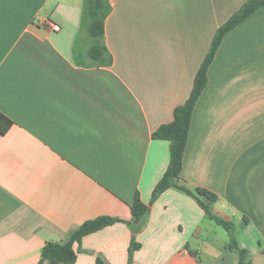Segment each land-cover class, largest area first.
<instances>
[{"label":"crops","instance_id":"1","mask_svg":"<svg viewBox=\"0 0 264 264\" xmlns=\"http://www.w3.org/2000/svg\"><path fill=\"white\" fill-rule=\"evenodd\" d=\"M246 1L111 0L113 62L99 65L87 56L85 0H0V111L13 120L0 133V264H40L48 242L99 216L121 221L75 243L70 264H129L137 192L151 210L132 264H238L195 197L171 187L151 203L170 163V141L153 133ZM180 182L216 193L214 211L234 223L251 264H264V6L218 48Z\"/></svg>","mask_w":264,"mask_h":264},{"label":"trees","instance_id":"2","mask_svg":"<svg viewBox=\"0 0 264 264\" xmlns=\"http://www.w3.org/2000/svg\"><path fill=\"white\" fill-rule=\"evenodd\" d=\"M262 6H264V0H248L218 28L211 49L197 71L188 99L175 108L174 119L171 122L161 125L153 133L154 138L170 141V163L153 190L151 203L171 187L178 188L195 197L199 205L204 209L206 215L228 231L230 235L228 246L231 250L238 253V264H251L248 258L249 252L246 248L240 247L235 234L234 223L224 219L214 211V204L218 201L219 196L203 187L191 189L180 181L192 115L200 96L208 84L209 67L225 35L247 20ZM111 11V0H85L84 2L82 25L92 40V45L88 50L87 56L93 60L94 64L110 65L113 62L112 55L105 44L106 19ZM75 58L79 64L83 63L76 51ZM12 125L13 120L0 111V133H6ZM131 209L133 221L128 223L134 232V236L132 237L129 248V264H132L134 251L141 247V244L136 241L135 233L140 231L145 224L151 207L150 204L143 202L140 193L137 192ZM118 221H121V219L113 216H99L85 221L66 240L48 242L42 250L40 264H45V262H48V264H70L76 262L78 259V251L74 247L75 243H81L86 235L99 231ZM191 253L196 255V252L191 251ZM96 264H107V262L99 255L96 259Z\"/></svg>","mask_w":264,"mask_h":264},{"label":"built area","instance_id":"3","mask_svg":"<svg viewBox=\"0 0 264 264\" xmlns=\"http://www.w3.org/2000/svg\"><path fill=\"white\" fill-rule=\"evenodd\" d=\"M48 24H49L50 28L54 31H59L61 29L60 24L56 23L55 21L48 20Z\"/></svg>","mask_w":264,"mask_h":264},{"label":"rangeland","instance_id":"4","mask_svg":"<svg viewBox=\"0 0 264 264\" xmlns=\"http://www.w3.org/2000/svg\"><path fill=\"white\" fill-rule=\"evenodd\" d=\"M223 228V227H222Z\"/></svg>","mask_w":264,"mask_h":264}]
</instances>
